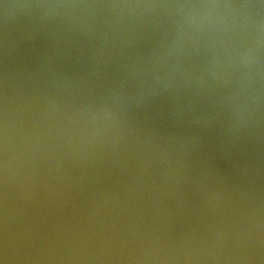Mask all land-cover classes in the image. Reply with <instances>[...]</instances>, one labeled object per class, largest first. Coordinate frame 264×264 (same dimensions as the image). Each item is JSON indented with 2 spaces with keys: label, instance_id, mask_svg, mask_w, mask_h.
Wrapping results in <instances>:
<instances>
[{
  "label": "water",
  "instance_id": "water-1",
  "mask_svg": "<svg viewBox=\"0 0 264 264\" xmlns=\"http://www.w3.org/2000/svg\"><path fill=\"white\" fill-rule=\"evenodd\" d=\"M0 264H264V0H0Z\"/></svg>",
  "mask_w": 264,
  "mask_h": 264
}]
</instances>
